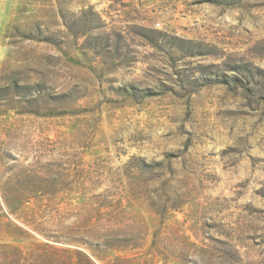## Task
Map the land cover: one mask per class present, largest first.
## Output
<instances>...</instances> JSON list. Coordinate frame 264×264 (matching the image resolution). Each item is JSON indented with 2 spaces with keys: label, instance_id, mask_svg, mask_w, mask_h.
<instances>
[{
  "label": "rangeland",
  "instance_id": "rangeland-1",
  "mask_svg": "<svg viewBox=\"0 0 264 264\" xmlns=\"http://www.w3.org/2000/svg\"><path fill=\"white\" fill-rule=\"evenodd\" d=\"M0 264H264V0H0Z\"/></svg>",
  "mask_w": 264,
  "mask_h": 264
}]
</instances>
